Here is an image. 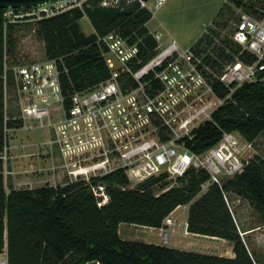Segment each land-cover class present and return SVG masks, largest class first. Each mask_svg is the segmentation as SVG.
Instances as JSON below:
<instances>
[{
    "label": "built area",
    "instance_id": "obj_1",
    "mask_svg": "<svg viewBox=\"0 0 264 264\" xmlns=\"http://www.w3.org/2000/svg\"><path fill=\"white\" fill-rule=\"evenodd\" d=\"M120 1L102 0L101 5L116 7ZM139 1L142 7L151 10L150 0ZM164 1L157 0L156 7ZM89 2L56 0L30 8H7L4 16L6 24L33 22L36 33L40 20L72 8H83ZM256 10L259 14L239 10L229 37L240 46V52L233 54L229 62L208 47L204 38L212 35L214 20L187 49H182L172 36L163 41L161 32H150L157 43L153 48L143 37L132 41L131 36L137 35L136 32L124 36L114 29L98 35L97 43L110 77L73 92L63 86L62 77L67 69L62 58L42 56L30 61L17 58L11 63L6 56L3 159L8 158L6 150L14 146L12 143L9 146L12 132L36 131L41 135L36 143L39 151L26 155H43L44 163H51L47 170L68 176L71 178L68 182L90 183L94 177L118 170H124L132 182L163 174L178 178L194 168L206 170L210 175L200 194L211 184L222 187L226 180L245 170L251 159L247 150L253 142L239 132L224 131L214 146L196 153L181 140L192 138L197 128L213 120L214 112L232 98L238 87L264 82V7L256 6ZM201 38L205 40L198 46ZM226 50L229 52V48ZM243 52L253 55L255 60H242ZM208 54L212 57L209 60ZM216 83L228 87L230 92L220 96L215 90ZM10 90L15 110L9 104ZM8 120L17 125L9 127ZM51 183L47 184L58 185L57 181ZM93 190L103 197L99 205L108 201L104 185H94ZM183 206L189 209V204ZM171 214L159 228L165 244L170 243L172 236L166 227L175 223ZM0 264H8L7 258Z\"/></svg>",
    "mask_w": 264,
    "mask_h": 264
},
{
    "label": "trees",
    "instance_id": "obj_2",
    "mask_svg": "<svg viewBox=\"0 0 264 264\" xmlns=\"http://www.w3.org/2000/svg\"><path fill=\"white\" fill-rule=\"evenodd\" d=\"M101 1L90 0L83 8L66 10L37 24L36 35L44 41L47 57L63 59L67 69L62 77L65 90H83L110 77L97 43L98 35L118 29L124 36L136 32L131 40L143 37L150 48L157 44L147 28L153 12L142 7L139 0H121L116 7L102 6ZM234 1L243 11L255 15L259 14L257 4L264 3V0ZM6 10L0 8V253L7 252L8 264H260L242 238L226 199L231 192L245 197L264 221V158L259 155L250 159L241 174L226 180L222 187L211 184L202 194V184L210 175L206 170L194 168L177 178L181 185L168 184V176L163 174L144 180L138 188H129L127 173L118 170L94 177L90 183L77 180L56 186L13 187L8 192L3 159L6 142L3 75L5 57L11 63L18 58L15 30L20 24H6ZM226 12L223 5L217 18L223 19ZM85 16L95 29L89 35L80 25ZM227 19L224 26H230L231 17ZM213 35L214 31L204 38L222 60L229 62L233 54L240 52V46L229 39L216 45ZM204 38L199 39L198 46ZM211 58L208 54L207 59ZM240 58L255 60L246 52ZM9 79L11 82L10 73ZM215 90L223 97L230 92L219 83L215 84ZM13 113L11 110L10 115ZM7 125L13 127L17 122L8 120ZM224 131L239 132L250 142L264 133V82L238 87L232 98L214 112L213 120L197 128L192 138L181 141L201 153L214 146ZM99 183L109 197L103 205H99L101 198L93 190ZM157 185L162 191L156 192ZM187 204V230L231 241L234 257L124 239L120 235L121 223L160 228L168 215Z\"/></svg>",
    "mask_w": 264,
    "mask_h": 264
},
{
    "label": "rangeland",
    "instance_id": "obj_3",
    "mask_svg": "<svg viewBox=\"0 0 264 264\" xmlns=\"http://www.w3.org/2000/svg\"><path fill=\"white\" fill-rule=\"evenodd\" d=\"M245 1L250 3L253 2V0ZM156 2L157 0H150L151 10L154 12V14L152 19L147 23L149 32H161L163 34V41H167L169 36H172L182 49H187L189 46H191L204 33L206 26L213 20L216 26L212 27L211 30L214 31L213 39L217 42L216 45H220L224 39L230 40L229 34H231L234 23L239 17V10L242 9L236 5L234 0H165L158 7H156ZM223 5L227 12L225 13L223 19H220L219 17L217 18V14ZM257 6H264V3L257 4ZM232 12H234L233 15H231ZM230 17L231 20H229L228 23L230 26H224L223 22H226L228 20L227 18ZM80 25L82 31L88 35L95 32V29L87 16L81 19ZM34 27L35 26L33 22L21 23L20 26H18L15 30V36L17 37L15 51L18 54L19 60L30 61L38 59L42 56H44V59L48 58L45 53L44 41L33 32ZM9 104L11 105L12 110H15L14 95L12 94L11 90L9 91ZM11 134L12 137L9 138V146L12 143L14 146L17 145V148L14 147L12 149L13 153L11 149L6 150L5 152L8 155V158L4 159L5 182L8 192L13 187L35 188L46 185L47 183L51 184L53 181H57L58 184H64L71 180V178L68 176L60 174V176L57 175L58 177H56L53 181H50V179H46L47 174H42L40 170L35 169L30 172L25 170L26 167H31V164H34L35 168H42L45 169V171L51 167L50 162L44 165L43 155L34 157L26 155L32 151H39L36 143L41 140V135L39 132H28L26 130L12 132ZM21 143H23V145ZM16 154L18 158H20V161H22L21 164L24 165L23 170L17 173L13 171L10 162L12 155L15 156ZM256 155L264 158V133H262L255 141H253V146L247 150V156H250L251 159H253ZM167 181L170 185H181L177 181V178H168ZM142 182L144 181H131L129 188H138ZM155 189L156 192L162 191L158 185L155 186ZM228 199L238 221L237 224H239L238 228L240 233L241 230L239 226H241L243 232L246 233L244 236L241 233L242 238L245 239L244 241L252 253L257 256L259 263L264 264L263 219L261 218L258 211L250 204V201L245 197L231 192L228 193ZM187 213L188 210L182 205L178 207L173 214H171V217L175 221V229L177 230V235L176 233L172 234L170 239L171 245L174 244L175 236H183L181 233V227L184 225V223H186L185 221L187 219ZM143 226L144 225L138 226V224L122 225V238L135 241L159 242L162 245L169 246L162 241L158 231H146L147 229H145ZM210 237L213 238V236L195 234L191 237V239L186 236L184 239H181H183L185 242H191L186 245L188 246L187 250L226 257H229L232 253H234L233 243L231 241L223 238H218L220 240L212 239ZM88 264L99 263L90 262Z\"/></svg>",
    "mask_w": 264,
    "mask_h": 264
},
{
    "label": "crops",
    "instance_id": "obj_4",
    "mask_svg": "<svg viewBox=\"0 0 264 264\" xmlns=\"http://www.w3.org/2000/svg\"><path fill=\"white\" fill-rule=\"evenodd\" d=\"M22 145H23V143H21ZM14 147H16L17 148V145H15V146H13L12 148H11V151H12V153H13V148ZM11 160H10V162H11V165H12V168H13V171L15 172V173H17V172H19V171H21V170H23V166L24 165H22L21 163H22V161H20V158H18V156H17V154L15 155V156H13L12 155V157L10 158ZM15 159V160H14ZM44 165H45V163H44ZM31 167H26V169L25 170H27V171H32V170H40L41 171V173L43 174V173H45V174H47V178L46 179H51L52 181H53V179L54 178H56V177H58L57 175H59L60 176V174L59 173H55V172H52V171H45V169H42V168H35V165L33 164H31L30 165ZM42 169V170H41ZM12 171V172H13ZM11 172V173H12ZM51 184H53V183H51ZM176 211V210H175ZM174 211V212H175ZM174 212H172V214L174 213ZM235 215V214H234ZM186 218H188V213H187V216H186ZM235 219H236V216H235ZM176 220V219H175ZM236 221H237V219H236ZM186 223H184V225H182V227H181V233H182V235L184 236H178V237H180V238H178V237H176L175 236V239H174V244H172L171 245V241H170V243L168 244L169 246H171V247H174V248H178V249H188V246H186V245H188L189 243H191V242H185L183 239L185 238V236L186 237H188L189 239H191V237L193 236V235H195L194 233H192V232H189L188 230H187V219H186V221H185ZM237 223H238V221H237ZM136 225V224H130V223H121L120 224V226H119V232H120V235H122L121 234V227H122V225ZM239 225V224H238ZM138 226H141V225H138ZM145 229H147L146 231H158L159 232V228H156V227H148V226H143ZM240 227V230H241V233L243 234V236L246 234L245 232H243V230H242V228H241V226H239ZM169 231H171L172 232V234L173 233H176V235H177V230L175 229V223H174V225H169V226H167L166 227ZM185 230V231H184ZM186 232V233H185ZM197 235V234H196ZM172 237V236H171ZM181 238H183V239H181ZM210 238H212V237H210ZM127 239V238H126ZM188 239V240H189ZM212 239H218L217 237H213ZM218 240H220V239H218ZM245 240V239H244ZM154 243H157V244H160L159 242H154ZM162 245V244H161ZM183 247H187V248H183ZM203 253V252H202ZM229 257H234V253H232ZM5 258H7V252L5 251L4 253H0V261L1 260H3V259H5Z\"/></svg>",
    "mask_w": 264,
    "mask_h": 264
},
{
    "label": "water",
    "instance_id": "obj_5",
    "mask_svg": "<svg viewBox=\"0 0 264 264\" xmlns=\"http://www.w3.org/2000/svg\"><path fill=\"white\" fill-rule=\"evenodd\" d=\"M56 0H0V8H30Z\"/></svg>",
    "mask_w": 264,
    "mask_h": 264
}]
</instances>
